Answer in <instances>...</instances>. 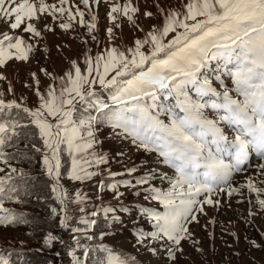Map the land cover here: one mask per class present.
Listing matches in <instances>:
<instances>
[{
	"label": "rangeland",
	"instance_id": "1",
	"mask_svg": "<svg viewBox=\"0 0 264 264\" xmlns=\"http://www.w3.org/2000/svg\"><path fill=\"white\" fill-rule=\"evenodd\" d=\"M247 34L264 41V0H0V109L18 107L33 115L45 149L40 165L57 186L52 153L61 140L66 143L69 183L78 184L76 205L90 206L89 216L80 212L83 219L90 224L100 212L118 228L103 238L107 264H264V117L252 113L264 102V87L250 85L253 75L247 71L264 67L263 43L255 41L246 51L251 60H234L231 78L221 61L230 60L231 45ZM245 61L253 67L243 66ZM133 68L142 70L139 81L136 75L124 81L127 91L115 100L144 88L176 100V111L161 101L169 114L155 120L145 115L136 124L141 133L151 126L178 141L181 153L169 149L176 168L128 137L135 124L127 111L113 130L101 128L91 111L73 119L82 100L112 104L106 89ZM196 73L202 78L192 94L179 88L188 78L198 80L189 77ZM205 87L213 90L218 108L209 109L197 97L195 88ZM94 92L99 95L86 100ZM224 97L240 104L244 117L231 118L243 125L245 118V127L229 125L232 111L222 107ZM186 108L198 111L206 132L215 128V144L229 145L232 156L217 157L218 147L203 143L200 131H179L193 124L178 123ZM18 166L0 161V175ZM105 176L116 181L108 183ZM143 177L152 179L127 181ZM22 241L24 228L0 227V250ZM67 256L69 264H87L74 251Z\"/></svg>",
	"mask_w": 264,
	"mask_h": 264
},
{
	"label": "trees",
	"instance_id": "2",
	"mask_svg": "<svg viewBox=\"0 0 264 264\" xmlns=\"http://www.w3.org/2000/svg\"><path fill=\"white\" fill-rule=\"evenodd\" d=\"M258 40L262 41L264 47L261 36L245 35L237 42L235 47H232L231 54H229L231 61L221 60L227 66L228 72L225 74L228 78L233 76L230 66L233 65L234 60L241 62L247 58L248 60L252 59V55L248 56L246 51L249 49L250 52L253 43ZM247 61L244 62L243 66H247L249 69L252 68L253 64ZM147 65L148 61L145 66ZM136 68L123 74L111 88L106 89L105 94L113 100L112 104H102L101 100L97 99L95 105L91 106L85 100H82V105L77 104L74 109L73 119L78 121L85 115L90 116L92 115L90 114L91 111L95 114L96 123L101 125V128L113 130L121 113L127 111L130 116L129 120L135 124L130 132L131 136L128 137L152 149L154 155H156L155 157L160 158L161 161L164 159L165 165L170 169L176 168L175 164L178 163V159L174 154L169 153V149L171 148L174 153H181L178 141L163 131L160 132L158 128L154 129L150 126L146 132L141 133L136 127L137 123L145 120V115L149 119L155 120L158 115L169 114L167 111L171 109L176 111V100L166 95L161 96V94L154 96V93L158 91L155 88L150 90L144 88L141 94L132 91L129 97H119L115 100V96H118L121 92L125 94L127 91L123 90L124 81L129 82L133 75H136L139 81V74L142 70ZM241 69L240 65L236 71L239 72ZM247 71L253 75L250 80L251 85L260 83L263 80L264 67H258L256 72ZM218 73L221 74L220 71ZM195 75L189 77H195L198 80L188 78V82L180 85L179 88L187 90V92L190 90L192 94L193 84L199 82L202 78L200 73ZM204 78L207 77L204 76ZM222 78L226 79V77ZM201 89L204 93H201ZM200 90L197 91L195 88L196 95H199L205 105L212 107L213 98H211V95H213V90L208 89V87L200 88ZM240 91L242 94H250V90L241 89ZM88 95L85 96L86 100L99 95V92H94L91 94L92 96ZM129 99H133L134 102ZM123 101H126L127 104L121 103ZM161 101L166 103L167 111H164V108L160 106V104H163ZM223 101V106L230 111L235 113L239 111V105L234 99L224 97ZM126 105L130 107L128 108ZM189 108H186V110L191 114L190 118H199L198 111L194 108V112H190ZM167 118H171L170 115ZM187 118H189L187 115L181 116L180 121L185 122ZM227 121L230 123L231 120L228 118ZM190 127L196 129L194 124ZM41 139L39 130L34 123V117L28 111L18 107H3L0 109V161L20 165L17 169L12 168L14 171L0 175V227L24 228L25 239L20 244L12 246L10 250L2 248L0 250V264H69L67 255L71 251L76 252L79 258L85 257L87 264H107L109 251L103 238H108L113 232L115 234L118 232V228H112L115 221L102 216V214L100 215V212L92 222L90 221L92 218L88 219L90 224L83 219V215L89 216L90 206L76 205L75 194L78 184L72 185L69 183L71 154L66 143L61 140L57 144L55 152L52 153L58 163L56 180L60 184L57 186L53 178L46 173L45 166L40 165V161L45 154ZM149 140L153 142L149 144ZM154 143H156V146H153ZM203 167L204 165L200 168ZM186 169H188L185 170L188 174L194 176L190 173L192 167ZM159 178L163 179V175H159ZM103 179L108 183L116 181L106 176ZM146 179L152 178L143 177L141 180L136 181L134 178H130L127 181L138 182ZM60 192L63 194V203L61 196H59ZM182 197L190 198L189 194H183ZM116 206L121 209L125 208L123 205ZM141 207L147 210L154 209L150 206ZM82 211L83 215L80 214ZM59 257H61L60 261Z\"/></svg>",
	"mask_w": 264,
	"mask_h": 264
}]
</instances>
